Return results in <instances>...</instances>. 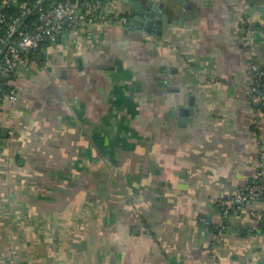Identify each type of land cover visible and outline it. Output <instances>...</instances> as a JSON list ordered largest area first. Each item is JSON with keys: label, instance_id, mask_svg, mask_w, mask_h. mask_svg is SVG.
<instances>
[{"label": "crops", "instance_id": "crops-1", "mask_svg": "<svg viewBox=\"0 0 264 264\" xmlns=\"http://www.w3.org/2000/svg\"><path fill=\"white\" fill-rule=\"evenodd\" d=\"M106 1L3 103L0 264H264V198L219 203L263 179L264 0Z\"/></svg>", "mask_w": 264, "mask_h": 264}, {"label": "built area", "instance_id": "built-area-1", "mask_svg": "<svg viewBox=\"0 0 264 264\" xmlns=\"http://www.w3.org/2000/svg\"><path fill=\"white\" fill-rule=\"evenodd\" d=\"M81 0H65L55 2L50 8H44L42 0H34L33 3L21 2L15 3L11 0L10 4H18L19 15L14 18L8 26L5 36H0V53L3 55L0 62V73L3 77H8L10 73H14L16 78L26 66L27 59L20 53L21 50H37L42 42L46 39L54 42L59 33L65 28L73 27L80 12L84 11L85 15L82 18L87 23L102 21L104 23L112 21L109 17L110 11L106 0H83V5L79 4ZM38 6V7H37ZM35 9V10H34ZM34 13L38 16L40 25L33 23L30 25L23 24L24 18ZM117 18V17H116ZM66 19L70 22L65 25ZM122 22H126V17L117 18ZM7 24L6 18L0 14V25ZM264 33V29L262 30ZM256 86L251 90L252 97L256 102L264 104V64L255 61L252 64ZM16 79L3 82L0 79V94L3 86H11V91L6 94L5 100L12 103L19 101V95L15 83ZM1 101V97H0ZM3 115V103H0V116ZM260 174L263 179L256 185L250 186L244 190H239L234 196L220 200L224 214L229 216L235 207H240L242 204L254 201L257 198L264 196V149L261 151V159L259 162ZM256 218L263 220V215L258 212L252 213ZM225 229V227H223ZM224 229L220 231H224Z\"/></svg>", "mask_w": 264, "mask_h": 264}, {"label": "trees", "instance_id": "trees-1", "mask_svg": "<svg viewBox=\"0 0 264 264\" xmlns=\"http://www.w3.org/2000/svg\"><path fill=\"white\" fill-rule=\"evenodd\" d=\"M61 1H65V0H42V5L44 8H50L55 2H61ZM21 2L33 3L35 5L34 0H21L19 3H21ZM83 3H84L83 0L79 1L80 5H83ZM83 12L84 11L80 12L79 18L73 27L65 28L62 32L66 31L68 29L76 28V26L81 27V22H80L81 20L80 19H82V15H85V13H83ZM19 13H20V11H19L18 4H10L7 2L6 5H3V8L0 10V14H3L5 16L7 24L0 25V36H5L9 24L11 23V21L14 18H16L19 15ZM37 22H38V16L34 13H31L29 16H27L23 20V24L30 25L32 28H34L32 25L33 23H35L38 26L40 25V23H37ZM52 44H53L52 40L46 39L44 42H42L40 44V46L37 50H35V51L21 50L20 53L27 59V61L34 59V58L37 59L38 55L42 54L45 50H48L52 46ZM0 46H1V48L5 47L4 45H1V43H0ZM2 56L3 55L0 53V62L2 60ZM0 79L3 82H5L8 79H11V80L16 79V76L14 73H10L8 75V77H4V76L2 77L1 73H0ZM10 91H11V86L4 84L2 93L0 94V97H1L0 103L5 102L6 94H8ZM262 198H264V196Z\"/></svg>", "mask_w": 264, "mask_h": 264}, {"label": "water", "instance_id": "water-1", "mask_svg": "<svg viewBox=\"0 0 264 264\" xmlns=\"http://www.w3.org/2000/svg\"><path fill=\"white\" fill-rule=\"evenodd\" d=\"M148 3L149 5H152V2L149 1ZM132 5L134 8H136V17L134 20L146 24V30H154L153 23L163 24V26L166 27V25L168 24V18L171 17L169 12L166 10L165 3L153 4V9L150 10L143 8V3L141 2V0H134V3H132ZM258 10L264 11V6H259ZM142 17H144V19H142ZM61 35L62 33H59L58 37H61Z\"/></svg>", "mask_w": 264, "mask_h": 264}]
</instances>
